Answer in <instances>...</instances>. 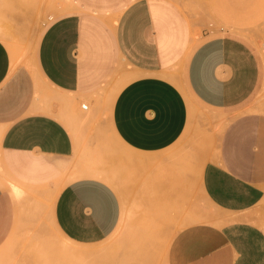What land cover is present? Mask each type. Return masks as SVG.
Listing matches in <instances>:
<instances>
[{
	"label": "crops",
	"instance_id": "0c3cea01",
	"mask_svg": "<svg viewBox=\"0 0 264 264\" xmlns=\"http://www.w3.org/2000/svg\"><path fill=\"white\" fill-rule=\"evenodd\" d=\"M33 1L0 0L7 15L48 16L28 65L0 38V264H116L105 244L130 222L138 201L127 196L194 223L162 253L148 243L145 260L133 252L123 264H264V120L242 113L260 85L251 46L231 35L194 43L160 0ZM127 68L134 76L108 109L131 153L117 191L85 172L114 158L75 136L62 111L83 101L95 110ZM193 103L222 113L224 126L191 168L160 154L185 133ZM8 185L29 195L16 201Z\"/></svg>",
	"mask_w": 264,
	"mask_h": 264
},
{
	"label": "rangeland",
	"instance_id": "374dc122",
	"mask_svg": "<svg viewBox=\"0 0 264 264\" xmlns=\"http://www.w3.org/2000/svg\"><path fill=\"white\" fill-rule=\"evenodd\" d=\"M168 4L184 22L192 41L199 43L201 39L220 35H231L247 42L257 55L260 64V85L247 108L242 113L254 114L264 120V0H160ZM35 0L33 1V3ZM53 0H46L49 7ZM29 4H32L30 1ZM44 1L39 5H43ZM12 11L9 15L0 11V38L6 43L16 65H28L39 35L48 23L45 10H37L32 17V9ZM225 11V12H224ZM28 13V14H27ZM227 15V16H225ZM239 31L240 33H235ZM134 75L126 69V78L118 80L102 96L95 110L87 101L84 111L81 107H63L62 119L71 132L79 139L90 140L100 156L107 153L114 158L113 166L97 165L102 179L111 184L117 191L120 189L121 174L125 175L127 157L131 155L115 137L108 121V109L121 86ZM222 113L193 103L189 124L180 139L161 157L176 163H189L193 168L196 163H205L217 143L223 130ZM100 157V158H101ZM100 175V176H101ZM106 175V176H105ZM7 187L13 193L12 185ZM20 190V189H19ZM22 193V192H21ZM55 192L47 194L54 196ZM29 195L22 193L21 196ZM39 196V195H38ZM125 197V196H123ZM138 203L128 210L130 222L110 237L105 248L116 264L130 263L134 257L145 260L148 257L144 245H156L158 253L165 251L174 235L194 220L174 219L166 217L161 208H150L151 196H127ZM157 198V196H155ZM261 225L264 227V204L261 205ZM214 213V211H212ZM137 226V227H136ZM139 226V227H138ZM135 228L141 230L134 231ZM143 245L135 248L136 242ZM153 250V249H151Z\"/></svg>",
	"mask_w": 264,
	"mask_h": 264
},
{
	"label": "bare ground",
	"instance_id": "6f19581e",
	"mask_svg": "<svg viewBox=\"0 0 264 264\" xmlns=\"http://www.w3.org/2000/svg\"><path fill=\"white\" fill-rule=\"evenodd\" d=\"M85 108H86V104H85ZM89 164V163H88ZM91 166L89 165L88 167H86V173L87 174H89L90 176H93V177H102V175L100 174V169H98V168H90ZM85 174V173H84ZM101 175V176H100ZM106 176V175H105ZM21 194V191L18 189V188H16V187H14L13 188V195L15 196L14 197V199L17 201V199L18 198H20V195ZM16 197H18L17 199H16Z\"/></svg>",
	"mask_w": 264,
	"mask_h": 264
},
{
	"label": "built area",
	"instance_id": "2783aa9c",
	"mask_svg": "<svg viewBox=\"0 0 264 264\" xmlns=\"http://www.w3.org/2000/svg\"><path fill=\"white\" fill-rule=\"evenodd\" d=\"M82 109H86L85 106H82Z\"/></svg>",
	"mask_w": 264,
	"mask_h": 264
}]
</instances>
